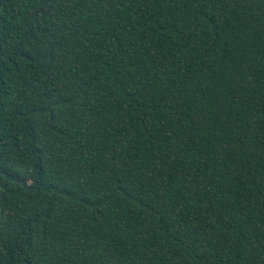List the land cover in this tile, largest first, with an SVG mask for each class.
Masks as SVG:
<instances>
[{
  "label": "trees",
  "instance_id": "obj_1",
  "mask_svg": "<svg viewBox=\"0 0 264 264\" xmlns=\"http://www.w3.org/2000/svg\"><path fill=\"white\" fill-rule=\"evenodd\" d=\"M0 264H264V0H0Z\"/></svg>",
  "mask_w": 264,
  "mask_h": 264
},
{
  "label": "water",
  "instance_id": "obj_2",
  "mask_svg": "<svg viewBox=\"0 0 264 264\" xmlns=\"http://www.w3.org/2000/svg\"><path fill=\"white\" fill-rule=\"evenodd\" d=\"M1 176H2L5 180L9 181L10 183H18L17 180H11V179H9L5 173H1ZM19 184H21V183H19ZM21 185H22V184H21Z\"/></svg>",
  "mask_w": 264,
  "mask_h": 264
}]
</instances>
